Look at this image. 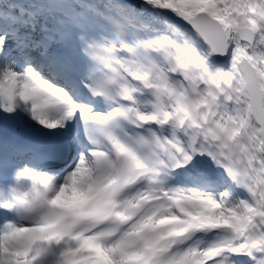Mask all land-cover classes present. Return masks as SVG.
<instances>
[{"label":"bare ground","instance_id":"obj_1","mask_svg":"<svg viewBox=\"0 0 264 264\" xmlns=\"http://www.w3.org/2000/svg\"><path fill=\"white\" fill-rule=\"evenodd\" d=\"M190 5L192 3L190 2ZM190 9V8H188ZM187 9V11H188ZM18 16L21 18H14L15 25L21 30L28 21H23V18H28V12L24 10H17ZM125 13V12H124ZM127 13V12H126ZM132 12L127 13L131 15ZM37 15L36 13L34 14ZM129 18L127 15L125 16ZM205 22V21H204ZM37 28V26H35ZM94 30L99 29V27L93 28ZM29 33L28 30H26ZM229 35V48L231 50V62L233 64V69L238 70L236 67V60L242 53V50L234 43L233 32L227 28ZM32 39H37L34 30L32 31ZM29 35V34H26ZM34 48L36 47L32 44ZM2 51V44H0V52ZM5 57L3 58V60ZM56 70V69H55ZM30 73V74H29ZM25 73L22 67H18L15 63H10L9 70L4 73H0V113L5 114L10 120L17 121L20 125H27L35 129H44L47 131L54 132L57 135L69 132L68 123V110L72 109L69 103H67V98L62 94H57L49 87L43 85L36 77L35 74L29 72ZM77 74V72H76ZM237 82H239V73H235ZM71 76V75H70ZM75 76L72 75V78ZM211 78H215L216 74L211 72ZM77 88L73 87L71 92H76ZM38 99H44L40 103V109L35 107L34 102ZM49 102L51 104V110L49 113L43 111V104ZM55 111V113L53 112ZM48 180L42 175L39 176L38 182L45 189L46 193L50 198H58V195L64 196L67 203H73L74 200L79 199L82 194L86 192V185H72L70 187L65 186L64 181L57 180L56 182ZM55 188H52L53 184ZM1 235V231H0ZM9 234L7 236H10ZM19 255V250L15 247H10L7 244L0 243V258H11L17 257ZM2 258V259H3ZM10 264V263H8Z\"/></svg>","mask_w":264,"mask_h":264},{"label":"rangeland","instance_id":"obj_2","mask_svg":"<svg viewBox=\"0 0 264 264\" xmlns=\"http://www.w3.org/2000/svg\"><path fill=\"white\" fill-rule=\"evenodd\" d=\"M41 1L43 2V6L42 7L39 6V8L40 9L41 8L46 9V10L51 9V10H49V15L54 19V21L58 20V18H56L54 16L58 15L59 18L61 16L63 17L64 15H66V7L70 8V6H73L74 4L77 7L74 10L71 9V11L69 12V15H71L72 12H74V13H76V15H78L79 14L78 9L80 7H83L86 11H89V12H96L95 9H97V11H99V10L105 11L106 10L104 5L103 6L100 5V7H99V5L97 3H95V1H93V0H86L87 4H82L80 2V0H41ZM133 1L135 2V0H133ZM146 1L149 2V9L144 14L153 16L155 18V22L158 23L161 21V17H163V12H164V10L162 9L163 6L167 5L171 8L176 9L179 12H182L181 6L184 4L183 1H185V0H146ZM186 1L191 2L193 4V8L191 9V11L193 12V15L198 11H206L211 15V17L218 19L221 22V24L224 26H225L224 23H226V25H230V26L232 25L233 26V22L238 21L239 17H242V20H246V22L252 21L250 24H252V26L258 30H260L261 26L264 24V9L262 7H260V3H258L257 1H255L251 4L252 0H249L248 2H245V0H239V1H244L245 4H243L241 2L238 5H234L235 0H232V5L237 10V13H239V15L234 17V19H232V20L228 19L229 21H227V22L224 20L225 15L223 14V12L220 8V4L215 3L213 0H186ZM128 3L129 2H127V4ZM87 5L89 6V8L87 7ZM224 8L229 9V6H226ZM231 11L232 10H230V9L225 11L227 18H229L230 15H232ZM106 13L109 14L110 12L106 11ZM185 14H189V12L186 11V13H184L182 15L185 16ZM97 16H100V14H97ZM201 52L204 53V49H202ZM7 70H9L8 63H6L4 65L3 71L1 73H4ZM194 98L197 99V102H198L200 99V96L195 95ZM40 101L38 99L34 102L35 107H38V108L40 107V105H39ZM194 106H195V104H193L192 114H191L193 119H195L197 116V114L195 113L196 109H194ZM192 123L194 124L193 120H192ZM196 126L197 125L195 124L194 127H196ZM201 134L204 135L205 132L201 131ZM217 135L220 136L218 133H217ZM196 136H197V134H196ZM220 151H222V150L220 149ZM205 152H207V151L205 150ZM253 222H254V219H252V221L249 223V225L247 224L249 229H251V225L253 224ZM246 233H247V231L244 232V235ZM255 242H258V240L256 238H255ZM105 256H107V254H105ZM107 258L113 264V260L108 256H107Z\"/></svg>","mask_w":264,"mask_h":264},{"label":"water","instance_id":"obj_3","mask_svg":"<svg viewBox=\"0 0 264 264\" xmlns=\"http://www.w3.org/2000/svg\"><path fill=\"white\" fill-rule=\"evenodd\" d=\"M201 16L206 20L207 27L200 28L196 26V29L199 31L200 34H202V36L205 38L207 43L212 47L213 51L217 54L218 58L219 59L225 58L226 40L225 37L223 36V34H225L224 31L214 19L209 18L206 14H202ZM209 30L213 31L214 34H219L217 36V39H215L212 35H208L210 34L208 32ZM217 42L219 43L217 44ZM220 44H222L223 47L222 52L218 50Z\"/></svg>","mask_w":264,"mask_h":264}]
</instances>
